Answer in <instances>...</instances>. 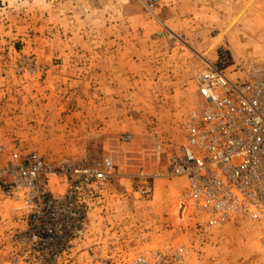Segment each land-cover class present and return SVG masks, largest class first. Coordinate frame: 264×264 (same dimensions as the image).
Here are the masks:
<instances>
[{
	"label": "rangeland",
	"instance_id": "374dc122",
	"mask_svg": "<svg viewBox=\"0 0 264 264\" xmlns=\"http://www.w3.org/2000/svg\"><path fill=\"white\" fill-rule=\"evenodd\" d=\"M183 3L169 20L166 0H0V142L62 170L114 165L54 264H264V219L210 214L168 172L206 63L264 64V0ZM143 177L149 197L135 194ZM27 211L0 182V264H39L20 259Z\"/></svg>",
	"mask_w": 264,
	"mask_h": 264
},
{
	"label": "built area",
	"instance_id": "2783aa9c",
	"mask_svg": "<svg viewBox=\"0 0 264 264\" xmlns=\"http://www.w3.org/2000/svg\"><path fill=\"white\" fill-rule=\"evenodd\" d=\"M144 2L154 10L161 0ZM196 85L187 138L169 161V175L184 178L186 199L210 214L264 219V64L221 54L206 63ZM2 155L7 162L0 166V182L28 209L29 225L19 234L20 259L54 264L85 232L96 186L112 178L113 162L106 160L109 171L99 175L84 168H55L42 155L22 156L0 142ZM60 175L64 191L54 192L52 177ZM153 192L144 177L135 189L142 197ZM140 264L151 263L141 259Z\"/></svg>",
	"mask_w": 264,
	"mask_h": 264
},
{
	"label": "crops",
	"instance_id": "0c3cea01",
	"mask_svg": "<svg viewBox=\"0 0 264 264\" xmlns=\"http://www.w3.org/2000/svg\"><path fill=\"white\" fill-rule=\"evenodd\" d=\"M168 1L167 13L171 20L172 17L184 15L185 12L181 8V1L184 2L182 5H186L187 0H166ZM226 32V31H225ZM225 32L221 33L219 36L221 37L217 42L224 39ZM218 39V38H217Z\"/></svg>",
	"mask_w": 264,
	"mask_h": 264
},
{
	"label": "bare ground",
	"instance_id": "6f19581e",
	"mask_svg": "<svg viewBox=\"0 0 264 264\" xmlns=\"http://www.w3.org/2000/svg\"><path fill=\"white\" fill-rule=\"evenodd\" d=\"M219 39V38H218Z\"/></svg>",
	"mask_w": 264,
	"mask_h": 264
}]
</instances>
